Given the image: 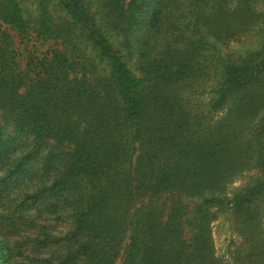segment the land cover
<instances>
[{
  "label": "trees",
  "instance_id": "trees-1",
  "mask_svg": "<svg viewBox=\"0 0 264 264\" xmlns=\"http://www.w3.org/2000/svg\"><path fill=\"white\" fill-rule=\"evenodd\" d=\"M51 1L41 0L38 36L43 41L62 39L68 45L71 31L54 23L48 11ZM56 1L108 74L103 79H70L74 63L57 50L29 59L22 68L8 29L25 38L29 23L19 0H0V168L6 169L7 179L0 182L5 184L0 198L26 172L27 162L44 142H67L73 151L66 171L49 187L24 196L40 203L54 194L65 203L69 197L77 199L68 235L77 246L56 264H115L119 255L121 264H211L208 215L204 213V225L198 210L224 204L216 193L234 168L250 166L253 158L264 173V146L259 147L264 114L258 115L257 103L251 109L249 100L239 105V113L244 110L240 124L248 122L250 129L245 133L244 157L236 165L238 146L232 147L227 135L211 140L201 135L200 114H191L190 99L180 98L179 86L204 77L196 59L208 44L205 37L218 30L224 34L223 25L240 11L231 13L228 0ZM113 34L121 36L129 58L139 57L140 75L111 43ZM224 67L210 112L244 88L251 68ZM261 95L259 103L264 102ZM2 121L18 135L32 137L28 154L12 159L15 149L7 143L12 137ZM82 181L86 192L81 190ZM173 192V199H168ZM263 198L264 179L257 177L234 197L232 210L250 220L251 207ZM193 199L201 203L190 209L185 201ZM17 219L0 218V230L7 227L5 222L11 227ZM1 245L5 255L0 254V264H14L15 249ZM40 246H49L46 233L32 248ZM249 251L250 264H264V243H253Z\"/></svg>",
  "mask_w": 264,
  "mask_h": 264
},
{
  "label": "rangeland",
  "instance_id": "rangeland-1",
  "mask_svg": "<svg viewBox=\"0 0 264 264\" xmlns=\"http://www.w3.org/2000/svg\"><path fill=\"white\" fill-rule=\"evenodd\" d=\"M19 1L29 23L28 34L22 38L16 31L10 29L8 31L13 36L14 47L18 51L22 68L28 64L29 59L42 58L50 50H57L63 51L74 63L70 79L74 77L77 79L84 77L88 80L103 79L108 74L105 63L98 64L95 52L86 45L79 27L73 23L58 1H51L48 4V11L56 25L69 27L71 32L68 45L62 39L43 41L39 38L38 32L43 21L41 0ZM91 1L95 3L96 0ZM226 7L231 9V13L233 10L240 12L236 17H229L223 25L224 34L218 30L215 35L205 37L208 44L202 45L205 50L200 49L196 59L201 62L205 70L204 77L183 81L179 89L181 99L185 97L190 99L189 105L193 107L191 114H200L198 121L204 126L201 133L203 137L211 140L217 136L227 135L232 140V147L238 146L236 150L234 149L237 153L235 162L237 165L244 157V144L248 138L245 133L250 129L248 122L240 124L244 110L242 109L239 113V105L249 100L251 109L257 103L260 106L258 115L264 114V102L261 103L262 100H260L259 103V96L264 88V68L263 71L261 70L262 66L264 67L262 65L264 61V0H228ZM97 17H100V14ZM111 43L123 55H126L129 67L140 75L139 57L127 56L121 36L113 34ZM224 65L226 67L250 65L251 68L248 69L249 74L245 79L244 88L230 93L221 109L210 112L211 103L217 96L219 77L226 69ZM252 71H254L253 75L250 74ZM261 97L264 99V96L261 95ZM2 124H5L7 134L12 137L7 143L8 147L15 149L11 153L13 160L28 154L33 149L32 137L25 134L18 135L8 122L2 121ZM239 135L241 137L238 142ZM261 143L259 147L264 146V138L261 139ZM253 148L256 149V145H253ZM72 151L73 146L67 142L57 140L44 142L38 149L35 159L27 162L26 172L17 178L11 190L0 198V218L19 217L15 222H10L11 227H8L9 224L5 222L7 227L0 230V243L15 249L14 264L60 263V260L66 256L69 257L71 250L77 246L68 236L74 227L73 202L76 200L75 205L78 204L77 199L73 200L69 197L68 203H65L64 198L54 194L46 197L45 200L43 198L40 203L35 202L33 198L26 200L24 198L25 195H31L38 189L49 187L52 179L64 173ZM253 160L252 158V162H249L250 166L234 168L227 174L230 180L216 193L224 204L204 205L198 210L197 215L201 218H204V213L208 215L207 232L211 264H250L253 258L249 251L250 246L253 243H264V198L251 207L252 219L250 220H247L244 215L236 214L231 205L234 197L248 187L253 180L257 177L264 179V173L254 166ZM5 173L6 169L1 167L0 182L7 181L4 177ZM80 184L81 190L86 192L85 183L82 181ZM4 186L5 184L0 186V189L2 190ZM173 194L175 193H168L166 196L168 199H173L175 196ZM207 197H211V194ZM185 202L189 203L191 209L195 205H200L201 200L193 199ZM203 221L206 225L205 218ZM15 225L18 230L12 228ZM44 233L49 236V246L42 248L41 245L39 249H33V243H37L38 238L43 237ZM250 236L253 239H249ZM0 254L5 255L3 248ZM115 264H121L120 255Z\"/></svg>",
  "mask_w": 264,
  "mask_h": 264
}]
</instances>
